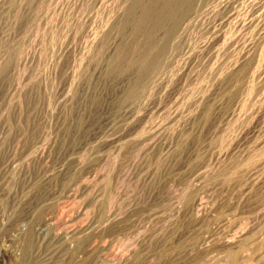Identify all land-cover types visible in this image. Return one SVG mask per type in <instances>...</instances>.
Segmentation results:
<instances>
[{"label": "rangeland", "instance_id": "rangeland-1", "mask_svg": "<svg viewBox=\"0 0 264 264\" xmlns=\"http://www.w3.org/2000/svg\"><path fill=\"white\" fill-rule=\"evenodd\" d=\"M0 264H264V0H6Z\"/></svg>", "mask_w": 264, "mask_h": 264}, {"label": "bare ground", "instance_id": "bare-ground-1", "mask_svg": "<svg viewBox=\"0 0 264 264\" xmlns=\"http://www.w3.org/2000/svg\"><path fill=\"white\" fill-rule=\"evenodd\" d=\"M6 0H0V7L5 4ZM143 20V19H142ZM145 20V19H144ZM147 22V21H146ZM146 22H144L146 24ZM141 24V23H140ZM143 26V25H142ZM206 157V156H205ZM40 158V157H39ZM243 180V179H242ZM238 244V243H237Z\"/></svg>", "mask_w": 264, "mask_h": 264}]
</instances>
